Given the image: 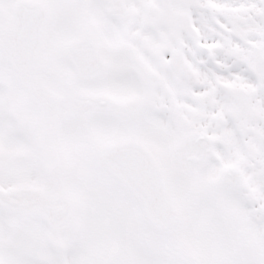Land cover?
I'll use <instances>...</instances> for the list:
<instances>
[{
  "label": "snow or ice",
  "instance_id": "obj_1",
  "mask_svg": "<svg viewBox=\"0 0 264 264\" xmlns=\"http://www.w3.org/2000/svg\"><path fill=\"white\" fill-rule=\"evenodd\" d=\"M0 264H264V0H0Z\"/></svg>",
  "mask_w": 264,
  "mask_h": 264
}]
</instances>
